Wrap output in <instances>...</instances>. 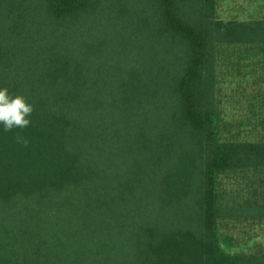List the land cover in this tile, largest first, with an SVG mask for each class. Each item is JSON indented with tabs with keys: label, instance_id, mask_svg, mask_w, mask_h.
<instances>
[{
	"label": "trees",
	"instance_id": "obj_1",
	"mask_svg": "<svg viewBox=\"0 0 264 264\" xmlns=\"http://www.w3.org/2000/svg\"><path fill=\"white\" fill-rule=\"evenodd\" d=\"M216 6L0 0L34 105L0 125V264H264V18Z\"/></svg>",
	"mask_w": 264,
	"mask_h": 264
},
{
	"label": "rangeland",
	"instance_id": "obj_2",
	"mask_svg": "<svg viewBox=\"0 0 264 264\" xmlns=\"http://www.w3.org/2000/svg\"><path fill=\"white\" fill-rule=\"evenodd\" d=\"M216 12L217 15L223 19L264 18V0H217ZM228 81H230L228 82L229 87L236 88L235 86H237V81H239V78L233 77ZM242 83L243 85H246L244 81H242ZM237 90L242 96L241 88H238ZM227 105V113H229L228 115H232L236 112L238 115H241L240 112H245L247 114H250L251 112L250 106L247 103L235 102L234 99L230 100ZM249 122H251V119ZM249 233H256L259 235L257 239H261L264 243V234L260 227L250 229Z\"/></svg>",
	"mask_w": 264,
	"mask_h": 264
},
{
	"label": "clouds",
	"instance_id": "obj_3",
	"mask_svg": "<svg viewBox=\"0 0 264 264\" xmlns=\"http://www.w3.org/2000/svg\"><path fill=\"white\" fill-rule=\"evenodd\" d=\"M33 111L34 105L26 96L13 94L7 87L0 88V125L5 132L29 127ZM14 140L24 147L29 144V140L19 132L15 134Z\"/></svg>",
	"mask_w": 264,
	"mask_h": 264
}]
</instances>
